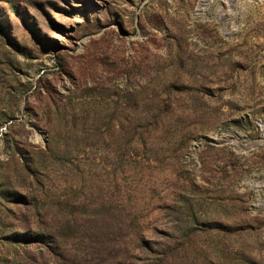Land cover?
Here are the masks:
<instances>
[{"label": "rangeland", "instance_id": "obj_1", "mask_svg": "<svg viewBox=\"0 0 264 264\" xmlns=\"http://www.w3.org/2000/svg\"><path fill=\"white\" fill-rule=\"evenodd\" d=\"M0 264H264V0H0Z\"/></svg>", "mask_w": 264, "mask_h": 264}]
</instances>
